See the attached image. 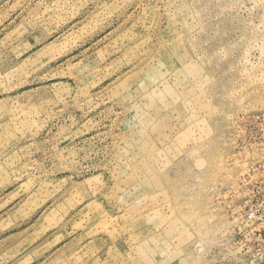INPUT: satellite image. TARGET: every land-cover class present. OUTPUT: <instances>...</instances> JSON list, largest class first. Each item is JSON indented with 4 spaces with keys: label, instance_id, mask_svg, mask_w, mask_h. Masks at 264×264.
Instances as JSON below:
<instances>
[{
    "label": "rangeland",
    "instance_id": "rangeland-1",
    "mask_svg": "<svg viewBox=\"0 0 264 264\" xmlns=\"http://www.w3.org/2000/svg\"><path fill=\"white\" fill-rule=\"evenodd\" d=\"M0 264H264V0H0Z\"/></svg>",
    "mask_w": 264,
    "mask_h": 264
}]
</instances>
